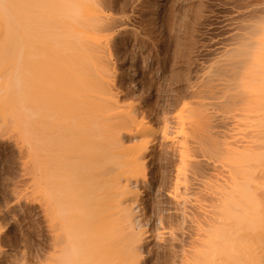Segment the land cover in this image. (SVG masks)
I'll return each mask as SVG.
<instances>
[{
    "label": "bare ground",
    "instance_id": "bare-ground-1",
    "mask_svg": "<svg viewBox=\"0 0 264 264\" xmlns=\"http://www.w3.org/2000/svg\"><path fill=\"white\" fill-rule=\"evenodd\" d=\"M112 3L111 0H0V51L51 52L53 62L64 69L65 76H69L68 84L72 91L71 102L65 103L61 115L56 116L53 109H47L44 123L42 142L45 181L42 207L45 227L51 238L48 253L45 251V264H147V257L155 247L151 248L153 242V245L155 242L163 245L156 244L163 251L174 250L170 253L172 258H169L171 255L168 251L169 256L162 251L172 264H240L241 258L250 248L254 254L259 238L264 240V219L260 216V193L264 189V126L250 122L257 120V114L264 107V23L260 27L263 31L260 29L261 33L255 38L258 40L253 39L252 43L246 41L251 45L250 49L257 46L258 50L246 51L248 61L244 57L245 53H241L246 59L243 65L248 62L246 65L249 66L251 61L250 67L246 66L247 71L245 66L242 68L243 75L234 76L239 74V69L234 65L236 63L230 64L232 68H228L229 64L222 65L229 70L224 68L225 71H221L223 68L218 63L219 59L217 63L220 68L212 65L215 71L210 67L209 71L213 72H205L212 78L203 79L208 83L222 75L219 78L224 81L229 77L235 81L237 76L242 79L246 74L243 81L250 80L251 83L242 88L246 91L249 87L251 95L237 99L238 96L230 95L233 94L230 91L232 87L217 92L219 95L214 92L217 96L210 93L216 96L219 103L218 96H224L223 91L225 94L230 91L226 98L222 97L225 106L221 108L213 99L214 96L211 98L206 93L209 90L204 92L205 85H202L201 91L204 93L197 91L202 93L197 95L195 91L197 97L192 95L195 99L184 96L189 100L182 97V102L179 101L177 106L169 102L168 98L162 109L151 110L142 102L146 92L144 85L137 92L128 88V92L132 93L128 96L127 90L120 84L113 48L116 47L118 32L128 30V26L124 16H118L113 10ZM227 71L229 74L237 72L229 76ZM244 71L247 73L244 74ZM136 75L138 73L134 71L133 76ZM218 79L215 80L217 84L220 83ZM227 81L229 84L226 85ZM227 81L224 87L233 85L229 79ZM215 86L212 84V89L208 88L212 91ZM228 95L231 99L235 96L237 102L234 99L231 101ZM214 100L216 105L212 103ZM243 100L246 101L245 106L238 109L240 114L234 119L242 117L247 123L238 124L237 127L242 128H238V133H243L242 141L247 149L255 153L260 143L263 152L254 154L250 160L247 184L239 188L236 198L227 202L224 222L217 226L209 225L208 228L199 222L195 246L186 244L189 249L184 250L185 243H182V238L178 239L177 231L182 230L186 207L191 203L192 184L189 180L192 175L180 172L179 176H183V180L176 178L173 191L166 188L170 191L165 192V196L171 200L170 205L152 203L150 208L144 192L152 189L149 184L151 167L158 161L166 164L171 159H174L173 163H189L195 175L193 185L201 187L202 152L205 145L208 146V141L204 140L206 137L210 140L208 136L212 133H207V126L213 129L212 126L216 124L210 119L213 113L209 115V109L212 106L214 111L226 113L228 117L230 113L227 112L232 111H228L232 109L228 104L234 101L238 104ZM217 106L218 109H214ZM173 107L177 110L168 111L173 110ZM221 115L218 120L224 116ZM37 117L36 109L31 106L28 120L33 132L36 131ZM261 118L264 119V115ZM222 120L220 122L225 126L233 123L231 118V123ZM163 180H167L166 177ZM162 185L163 182L161 186L153 187V190L157 188L160 198L166 187ZM148 211L151 213L150 218L146 215ZM171 213H174L176 221L178 216L182 222L179 220L173 226L169 224L170 216L166 219L164 214ZM175 214H181L182 217H175ZM152 221L155 226L153 231L150 230ZM177 243H181L184 249L176 251ZM157 259H160L158 255Z\"/></svg>",
    "mask_w": 264,
    "mask_h": 264
},
{
    "label": "rangeland",
    "instance_id": "rangeland-1",
    "mask_svg": "<svg viewBox=\"0 0 264 264\" xmlns=\"http://www.w3.org/2000/svg\"><path fill=\"white\" fill-rule=\"evenodd\" d=\"M111 2L114 5L112 6L113 10L117 12L118 16L119 14L124 16L123 19L127 20L125 21L128 26V30L117 33L116 47L113 48L120 84L127 92L129 90L137 92L144 85L146 95H143V99H145L142 102L148 105L151 110L162 109L168 98L169 102L177 105L184 96L187 98L197 97L202 90V85H205L203 87L204 92L206 90L210 91H206L207 94L209 93L208 95L214 92L220 93L226 87H228V90L231 87L233 88V90H230L233 94L230 93V95L238 96L237 99H243L245 96L251 95L249 87L247 88L248 91L246 88V91L242 88V86L251 83L250 80L243 81V78L246 79L245 72L247 67H250L251 61H249V66H247L248 62H244V65L242 62L246 59L248 61L246 51L258 50L257 46L250 49L251 45L246 41L251 42L252 40L253 42L257 34L261 33L260 29L262 30V28L260 27H263L262 22L264 23V20L262 21V18L264 19V0H111ZM156 4L158 5L157 9ZM142 47L145 49L143 50ZM238 51L241 52L238 53ZM36 53L43 54V56H33ZM50 53L30 50L0 51V112H2L0 113L2 115L0 116L2 117V122L0 121V264H45L46 252L48 253V247L51 244V238L44 223L42 207L45 181L43 130L44 123L47 120V109H53V113L60 116L65 103L67 101L71 102L72 91H70V85L68 84L69 76H65L64 69L53 62ZM241 53L243 55L245 53L244 57L246 59L243 58ZM147 58H149V61ZM217 62L221 66L229 64L228 68H232L231 63L232 65L236 63L234 65L237 66H235L236 69H239L237 70L239 74H234L237 72L234 71V76L243 75L242 68L245 66V77L243 76L241 79L240 75L237 76L239 78H235V81L234 78L231 81L232 78L229 76L233 74H229L227 71L225 73L229 75H227L229 78H226L231 81V84L233 83L232 86H226L229 81L219 78L222 75L217 77L220 83L215 82L216 78L212 81L208 80L210 83L212 82L211 84L206 83L205 80L207 79L205 78H210L209 74L206 75L211 71H209V68L211 67L212 70L215 66L220 68ZM212 65H214V68ZM222 68L221 71L228 69L223 66ZM134 71H137L138 75L133 76ZM203 74L206 76L203 77ZM223 81L224 83H222ZM212 84H216L215 87L217 88L218 86L224 88H216L215 91V87H213L211 91ZM128 88L130 89L128 90ZM195 91L196 93L199 91L197 95L194 94ZM224 92L222 93L226 98L229 92L227 94ZM128 93L126 95L129 96L131 92ZM206 93L205 95L208 97ZM215 93L214 95L217 96L218 93ZM201 94L199 93V95ZM205 95H203L204 98ZM213 96L211 94L209 97L212 98ZM216 96L213 99L217 101ZM224 96H218V99L220 97L219 103L221 102L219 105L217 101L219 107L225 106L224 101H221ZM186 97L184 98L187 99ZM234 97L230 98L231 101L233 99L236 101ZM175 100L177 103H174ZM215 100L212 103L216 105ZM245 100H243L244 103L240 102L238 104L237 101L232 102L234 106L232 103L231 106V104L225 102L232 108L228 111H233L227 112V114L233 113L229 114L228 117L225 115L226 113L222 114L216 110L214 111L212 106L210 109L213 112L209 109V115L213 113V115H210L213 116L210 119H213L212 123H216L215 126L218 125V127H215L214 123L211 124L215 128L213 131L214 128L207 126L209 130L206 128V131L208 130L207 133L211 131L212 133L209 134L212 137L208 136L205 133L206 131L203 132L208 138L210 137V140L207 137L204 140L205 142L208 141L206 142L208 146L205 145L206 149L204 148L202 152L203 182L199 183L202 188L200 185L199 188L193 185L195 175L192 174V166L189 163L185 165L176 163L177 161L173 163L174 159H171L169 163L165 164L164 162L162 164L163 161H158V164L156 162L152 165L153 168L151 167L152 179L150 176L151 182L149 184H151L152 189H146L144 192V198L150 202H147L150 208L152 203L153 205L160 203V206H162L161 203L170 205L171 200L165 196L167 194L165 192L174 190L176 178L183 180V176H179L180 172L182 174L186 173L188 176L192 175V179L189 180L192 184L191 203L186 207V220L183 228L177 231L178 239L182 238L184 240H182V243L185 244L182 245L186 249L181 246V243H177V247L175 245L176 251H180V248L188 250V246H195L199 222L207 228L209 225L217 226L224 222L227 202L231 198H236L239 188L247 184L250 160L254 157V154L263 152L260 143L257 144L255 153L247 149L243 144L244 139L241 136L243 133L241 135L238 133L242 129L237 127L238 124L245 125L247 122L242 117L236 119L234 117L240 114L238 109L245 106ZM31 106L36 109V114H38L36 118L37 127L34 132L28 120ZM218 106L214 109H218ZM227 107H224V109L227 110ZM55 108L57 109L55 110ZM221 108L219 111H221ZM174 109H168V111L174 112L177 110L176 107ZM260 110L257 114V120H250V122L257 126H264V119L261 118L264 115V107ZM216 113L219 116L224 115L223 117L221 115L223 120L227 121L231 118L233 123L229 120L231 125L228 126L225 121L224 123H227L225 126L220 122L222 118L218 120L219 116L217 117ZM214 119L218 121H214ZM220 124H223V126ZM160 162L161 165H159ZM161 166H164V168ZM165 177L166 182L163 180ZM162 182L166 187L164 193L160 195L162 198H160L159 195L157 196V188L153 190V187L161 186ZM260 195L262 202L260 216L264 219V189H262ZM148 214L146 215L149 217L151 213L148 211ZM171 214L164 215L166 219L169 216L171 217L168 218L171 222L169 224L172 226L177 225L181 218L176 217V215L180 216L181 214H175L177 221L173 216L174 213ZM181 220L179 222H182ZM150 227V230L153 227L155 228L153 221L150 222ZM153 244L154 242L151 243V248L153 246L158 247L157 245L163 247V245L156 242L155 245ZM186 244L189 245L186 246ZM168 245L170 246V244ZM155 247L153 252L163 251L161 247L160 249ZM255 248L254 254H252L251 248L248 250V253L241 258L240 264H264V240L261 237ZM167 251L168 249L163 252L167 253ZM173 251L168 252L172 254ZM153 252L151 253L152 256L147 257V264L151 262L153 264H172L168 257L166 260L165 253H156L160 258L158 260L157 255ZM159 253L161 254L160 257ZM172 257L171 255L169 258Z\"/></svg>",
    "mask_w": 264,
    "mask_h": 264
}]
</instances>
